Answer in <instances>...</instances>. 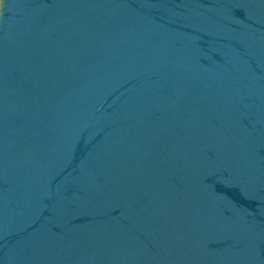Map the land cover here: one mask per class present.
Wrapping results in <instances>:
<instances>
[{
	"label": "water",
	"instance_id": "95a60500",
	"mask_svg": "<svg viewBox=\"0 0 264 264\" xmlns=\"http://www.w3.org/2000/svg\"><path fill=\"white\" fill-rule=\"evenodd\" d=\"M0 264H264V0H0Z\"/></svg>",
	"mask_w": 264,
	"mask_h": 264
}]
</instances>
